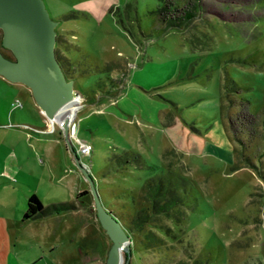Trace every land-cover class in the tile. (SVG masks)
Instances as JSON below:
<instances>
[{"label":"rangeland","instance_id":"1","mask_svg":"<svg viewBox=\"0 0 264 264\" xmlns=\"http://www.w3.org/2000/svg\"><path fill=\"white\" fill-rule=\"evenodd\" d=\"M44 2L57 21L60 65L81 96L70 103L72 119L54 122L28 85L0 74V126L54 128L38 141L0 134V156L16 143L24 183L9 181L0 160V191L73 204L38 218L52 245L45 264H106L112 240L84 170L110 212L149 208L145 185L161 174L184 196L170 216L128 233L122 264L127 253L129 264H264V0H165L168 13L197 10L186 27L170 28L152 13L159 0ZM2 40L0 28V50L13 58ZM238 114L248 123L245 150L229 122ZM81 143L91 151L80 152ZM129 152L142 162L119 165ZM152 229L162 243L150 248Z\"/></svg>","mask_w":264,"mask_h":264},{"label":"water","instance_id":"2","mask_svg":"<svg viewBox=\"0 0 264 264\" xmlns=\"http://www.w3.org/2000/svg\"><path fill=\"white\" fill-rule=\"evenodd\" d=\"M56 25L44 0H0L2 43L14 55L9 57L0 50V74L28 85L50 119L72 102L75 95L81 96L74 89L73 81L66 78L56 57ZM63 128L68 138V121ZM84 171L92 183L98 218L112 240L106 264H122V251L129 250L130 236L104 208L89 173Z\"/></svg>","mask_w":264,"mask_h":264},{"label":"trees","instance_id":"3","mask_svg":"<svg viewBox=\"0 0 264 264\" xmlns=\"http://www.w3.org/2000/svg\"><path fill=\"white\" fill-rule=\"evenodd\" d=\"M159 6L152 11L158 18V21L165 28L170 27H186L197 15V10L190 7L184 8H170L168 13L164 5L165 0H159ZM198 8L199 7L198 5ZM171 13V14H170ZM56 51V50H55ZM56 57L59 63H62V60L66 58L63 55H60L56 51ZM230 88H236L235 83L230 82ZM237 101L231 99L230 105H234ZM242 104V102H241ZM229 122L231 129L236 137V139L242 144L243 150L246 149V142L241 138V132L245 129V126L248 124L242 114L236 116H230ZM264 138V135H263ZM243 155V160L245 164H250L251 160L246 154ZM131 161L142 162V156L136 152H129L123 155L118 156L117 163L119 165H125ZM239 166L234 167L237 169ZM88 191H81L80 194H84ZM144 194L149 203V208L142 207L135 209L133 212L125 211L124 209L112 211V215L117 221L121 223L127 233H135L144 229L146 224H153V219L159 216H170L172 210L176 209L178 206L184 203V196L177 190L174 186V183L171 179H165L163 174L156 177H151L144 188ZM74 208L73 204L68 202H58L52 203L48 206H45L39 196L35 193L29 194L27 196V207L23 214V219H36L41 218L50 214L59 213ZM109 211V210H108ZM158 231L162 232L165 235H168L169 227H163L161 225L157 226ZM149 233V240L144 242L147 247H156V245L161 244L157 239H159L152 229ZM158 235V234H157ZM152 236V237H151ZM154 239V240H152ZM153 241V242H152ZM130 253L126 254L127 261L125 264H129Z\"/></svg>","mask_w":264,"mask_h":264},{"label":"crops","instance_id":"4","mask_svg":"<svg viewBox=\"0 0 264 264\" xmlns=\"http://www.w3.org/2000/svg\"><path fill=\"white\" fill-rule=\"evenodd\" d=\"M51 129L27 124L22 126L2 124L0 126L1 141L12 137L13 134L16 138L27 140L30 137L38 141L40 137L42 138L38 133L48 132ZM4 147L5 155L0 156L3 163L2 171L6 176L12 177L9 181L23 186L24 183L19 176L23 171V162L17 152L16 143L6 144ZM8 163H10L9 167ZM5 192L7 194L0 191V264H45V246L51 245L50 242H45V230L40 227L38 218L23 219L27 207V196L32 193L38 195V192L29 190ZM90 260L91 258L88 259ZM48 264L59 263L50 261Z\"/></svg>","mask_w":264,"mask_h":264},{"label":"bare ground","instance_id":"5","mask_svg":"<svg viewBox=\"0 0 264 264\" xmlns=\"http://www.w3.org/2000/svg\"><path fill=\"white\" fill-rule=\"evenodd\" d=\"M79 95H75V97H78ZM74 101V99L72 100V102ZM72 102H69L68 104H66L65 106H63L60 111L56 114V116L54 118H52L54 120V122H56L58 120V118H66V119H72L73 116L75 115V112L77 110V108L73 105V104H70ZM77 102V100L75 101ZM50 119V120H52ZM67 121V120H66Z\"/></svg>","mask_w":264,"mask_h":264},{"label":"built area","instance_id":"6","mask_svg":"<svg viewBox=\"0 0 264 264\" xmlns=\"http://www.w3.org/2000/svg\"><path fill=\"white\" fill-rule=\"evenodd\" d=\"M54 128L51 129V131L53 130ZM92 149V145L89 144V143H81L80 147H79V151L80 152H90Z\"/></svg>","mask_w":264,"mask_h":264}]
</instances>
